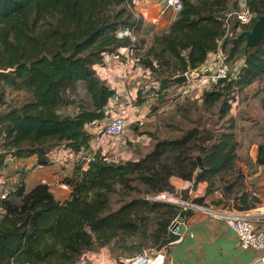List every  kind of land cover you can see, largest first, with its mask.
Listing matches in <instances>:
<instances>
[{
	"label": "trees",
	"instance_id": "16d2710c",
	"mask_svg": "<svg viewBox=\"0 0 264 264\" xmlns=\"http://www.w3.org/2000/svg\"><path fill=\"white\" fill-rule=\"evenodd\" d=\"M131 2L0 0V109L7 104L5 88L27 95L18 107L0 112V174L11 157L36 156L38 165L47 166L56 151L80 156L62 182L71 190L66 201L56 200L45 184L28 191L23 180L0 199V264H76L85 254L112 246L133 248L137 255L157 250L181 208L148 198L175 193L173 177L207 183L205 196L194 200L206 207V197L216 191L223 193L212 202L216 207L249 212L262 203L264 188L244 184L247 174L237 165L241 144L230 128L206 135L194 128L158 141L138 160L92 156L88 127L109 119L108 108L117 99L97 67L122 48L136 49L140 64L165 88L204 65L222 41L229 67L243 65L204 94L205 110L217 109L221 118L230 115L232 94L264 79V35L251 49L245 38L238 39L255 22L241 26L236 38H225L223 19L238 8V0H182L183 9L161 32L144 25ZM247 4L259 17L264 12V0ZM125 29L133 30L136 41L118 36ZM256 146L248 175L264 167V141Z\"/></svg>",
	"mask_w": 264,
	"mask_h": 264
},
{
	"label": "rangeland",
	"instance_id": "374dc122",
	"mask_svg": "<svg viewBox=\"0 0 264 264\" xmlns=\"http://www.w3.org/2000/svg\"><path fill=\"white\" fill-rule=\"evenodd\" d=\"M161 31L160 29L159 32ZM147 38L149 39L150 36H147ZM142 81L138 99L134 100L131 107L133 122L129 127V134L127 135V146L122 149L123 151L112 152L110 150V152H107L110 160L119 162L138 160L148 154L158 141L179 138L194 128L199 129L202 135L230 128L235 132L241 144L237 165L244 170L245 174L249 173L247 161L250 151L258 142L264 141V79L257 83V87L255 88L252 86L243 92L236 91L232 94V96L235 95V100L231 101L232 109L230 115L226 118H221L217 109L205 110L204 97L202 99L189 97L185 100L177 98L176 94L179 87L176 86V83L165 86L169 89V93L164 95L160 94L158 89L154 87L153 81L147 79H143ZM5 93L7 104L0 109V112H6L10 108L18 107L27 98L24 91L5 88ZM125 102L126 99L123 98L121 100V98H117L111 103L108 116L112 113H118L119 111L115 110L121 109L124 106L122 104ZM112 108L114 111H112ZM107 120L101 122V125L103 126ZM88 130L94 135L95 140L100 132V127L96 125L89 126ZM105 150L108 149L105 147L103 149L100 148L97 153L104 152ZM77 160L76 158L70 159L68 157L60 159L64 165L68 164V161H74L73 168L80 164L79 162L76 164L75 161ZM247 177H244V182H247L246 186L252 184L251 175H247ZM62 178L65 179L66 175ZM7 186L10 187V184L6 183ZM137 188L140 192L144 191V188L140 185ZM177 192H169V194L174 195ZM220 194H222V197ZM176 196L193 200L202 198V196L195 197L194 193H189L188 190H181ZM207 197L209 198L207 202L205 201V205L209 209H222L214 206L212 203L214 200L223 199L221 191H216L213 195ZM118 199H116V203L113 205L114 209L119 207ZM166 250H169V246H167ZM138 253L140 252H136L133 248L120 250L112 246L89 252L86 255L90 257L89 264H124Z\"/></svg>",
	"mask_w": 264,
	"mask_h": 264
},
{
	"label": "built area",
	"instance_id": "2783aa9c",
	"mask_svg": "<svg viewBox=\"0 0 264 264\" xmlns=\"http://www.w3.org/2000/svg\"><path fill=\"white\" fill-rule=\"evenodd\" d=\"M155 3L159 5V17L165 15L169 10L178 14L183 9L182 0H161L159 2H155L154 0H132L131 7L134 14L138 19H142L144 25L146 26H148L149 22L147 10ZM258 19L259 14L256 11L251 10L247 4V0L240 1L238 8L229 12L223 19L225 38H236L237 35L241 33V26H248L256 22ZM118 36L120 38L130 37L133 42L136 41V37L132 29H125L119 32ZM221 46L222 41L219 43L217 51L209 54L203 69L190 71L184 74L187 77V81L181 85L176 84V86L179 87L176 94L177 98H180L181 100H185L189 97H192L193 99H202L206 92L213 90L214 87L218 85L219 80L226 78L230 72H232V76L238 72L236 67L232 69L229 67L226 60L227 56L221 49ZM136 51V49L131 50V57H128L125 62L121 60V52L119 55L116 54L109 56L105 60L106 64L110 59L121 62L124 69V77L129 80L135 79V90L134 95H130L125 98L126 102L122 104L124 106L118 110L119 112L116 114H110V118L103 124V126L100 125V132L98 133L96 139L91 143L92 156L96 155L100 148L103 149L104 147L108 149L104 152L102 151L104 156H107V152H110V150L113 152L117 148H126L129 127L133 122L130 115V112H132L131 107L134 100L138 99L139 89H141L143 79L153 81L154 87L158 89L160 94L165 95L169 93V89L162 87L158 81L153 80L151 72L140 64V60L135 56ZM112 111H114V109ZM138 121H140V119H138ZM53 154L59 160L64 157H68L70 159L80 157L71 151H56ZM92 156L86 158V163L90 162ZM45 185L52 188V184L45 183ZM59 187L63 190H70V186L65 183H60ZM8 195L9 192H4L1 194L0 199H6ZM220 196L222 197V194H220ZM148 199L155 202H167L178 205L181 208V212H185V214L188 212H198L220 217L224 219L229 228L235 232L238 242L242 248L264 252V227H259L258 223L260 219L250 212L232 213L222 209L212 210L204 205L194 202L193 199L183 200L182 198L171 195L167 192H163L155 197H149ZM178 219L179 216L174 222ZM180 220L181 222L175 229V233L181 234L182 237V228L187 225V221L186 217ZM166 248L167 247L160 251L154 250L137 255L126 261L124 264H174L169 258V252ZM89 259L90 257L85 254L76 264H89ZM251 264H264V253L256 257Z\"/></svg>",
	"mask_w": 264,
	"mask_h": 264
},
{
	"label": "crops",
	"instance_id": "0c3cea01",
	"mask_svg": "<svg viewBox=\"0 0 264 264\" xmlns=\"http://www.w3.org/2000/svg\"><path fill=\"white\" fill-rule=\"evenodd\" d=\"M159 2L161 0H154ZM242 0H238L237 5ZM159 5L153 4L148 8L149 22L148 26L154 28V32L165 30L175 19L176 13L169 10L165 15L159 17ZM131 49H121V60L123 62L131 57ZM242 63H238L236 68L239 70ZM205 66L202 65L197 69L201 70ZM100 76L108 81V84L116 92V98L121 100L130 95H134V80H129L124 77V69L121 62L110 59L105 67H97ZM257 87L256 84L253 85ZM111 106V104H110ZM110 107L108 108V110ZM113 109V108H112ZM115 111H118L117 109ZM133 112L130 115L133 119ZM101 123L96 124L100 127ZM123 151L115 149V152ZM114 152V151H113ZM50 164L42 166L37 164V157L29 158H9L8 169L0 174V196L4 192L14 190L16 183L23 180L26 189L29 191L39 184H52L50 188L56 200L60 202L66 201L71 194V190H63L59 184L63 182V176H72L74 161H68L64 165L54 154L49 155ZM249 158L255 162L257 158V146L254 145L250 151ZM64 165V166H63ZM65 167V169H64ZM67 169V170H66ZM68 174H67V173ZM248 175V173H247ZM246 175V177H247ZM6 183L10 187H6ZM246 185V181L244 182ZM251 183L258 188H264V167H258L255 174H251ZM171 184L176 191L188 190L189 193H194L195 197L205 196L207 183H199L197 186L190 182H185L173 177ZM209 197H206L207 202ZM262 203L259 207L249 211L256 215L259 221V227H264V194L261 195ZM224 211L239 213L233 208H222ZM187 225L182 228V237L177 242L169 246V258L174 264H251L258 256L262 255L263 251L254 249H244L240 246L237 236L233 230L229 228L226 221L212 214H203L193 212L186 215Z\"/></svg>",
	"mask_w": 264,
	"mask_h": 264
},
{
	"label": "water",
	"instance_id": "95a60500",
	"mask_svg": "<svg viewBox=\"0 0 264 264\" xmlns=\"http://www.w3.org/2000/svg\"><path fill=\"white\" fill-rule=\"evenodd\" d=\"M263 35H264V12L255 22L253 28L251 30L242 32L238 39L245 38L247 41L246 49H251L261 41ZM231 78H232V72H230L226 78L219 80L218 84L222 85L224 83H227ZM174 81L176 84L181 85L187 81V77L185 75L179 76L175 78ZM198 163H199V169L203 170L204 166L202 160L199 159ZM194 186H197V182L194 183ZM185 216H186L185 212L180 213L179 219L176 222H174V224L170 227L168 237L165 240H163L161 244L158 246L157 248L158 251L162 250L167 246H170L171 244L181 239V234L175 233V229L178 227L179 223L181 222L180 219L185 218Z\"/></svg>",
	"mask_w": 264,
	"mask_h": 264
}]
</instances>
